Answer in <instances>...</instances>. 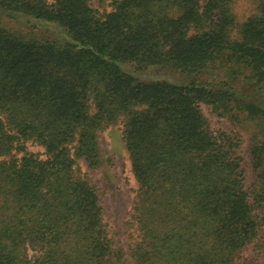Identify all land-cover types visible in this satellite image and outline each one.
Returning a JSON list of instances; mask_svg holds the SVG:
<instances>
[{
    "label": "trees",
    "instance_id": "1",
    "mask_svg": "<svg viewBox=\"0 0 264 264\" xmlns=\"http://www.w3.org/2000/svg\"><path fill=\"white\" fill-rule=\"evenodd\" d=\"M91 1L0 0V264H264V0L244 21L236 0ZM203 104L256 123L248 153ZM118 121L138 183L122 246L78 168Z\"/></svg>",
    "mask_w": 264,
    "mask_h": 264
},
{
    "label": "rangeland",
    "instance_id": "2",
    "mask_svg": "<svg viewBox=\"0 0 264 264\" xmlns=\"http://www.w3.org/2000/svg\"><path fill=\"white\" fill-rule=\"evenodd\" d=\"M91 4L93 8L101 13L109 12L113 9V0H92ZM233 8L238 20L244 21L255 11L256 4L254 0H236ZM143 77L169 78L173 81L186 80L181 73L157 70L145 73ZM203 110L210 121L211 127L217 132L236 131L243 139L244 152L248 153L252 137L258 131L253 120H245L241 115L240 120L243 121H236L232 117L220 116L207 104H203ZM99 140L102 155L101 165L93 168L87 161L80 160L78 168L82 172H87L99 184L101 191L104 193L105 205L108 209L107 220L118 245L122 246L132 233L129 219L138 183L132 170L125 141L123 140L122 123L118 121L103 128L100 131ZM28 149L36 153L44 150L38 144L33 143L28 144ZM257 250L258 246L252 244L246 252L250 256Z\"/></svg>",
    "mask_w": 264,
    "mask_h": 264
}]
</instances>
